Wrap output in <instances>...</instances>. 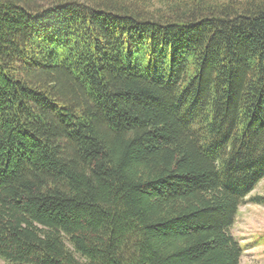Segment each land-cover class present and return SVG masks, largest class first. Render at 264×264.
Instances as JSON below:
<instances>
[{
  "label": "trees",
  "instance_id": "trees-1",
  "mask_svg": "<svg viewBox=\"0 0 264 264\" xmlns=\"http://www.w3.org/2000/svg\"><path fill=\"white\" fill-rule=\"evenodd\" d=\"M263 179L264 0H0L5 264H241Z\"/></svg>",
  "mask_w": 264,
  "mask_h": 264
},
{
  "label": "rangeland",
  "instance_id": "rangeland-1",
  "mask_svg": "<svg viewBox=\"0 0 264 264\" xmlns=\"http://www.w3.org/2000/svg\"><path fill=\"white\" fill-rule=\"evenodd\" d=\"M264 197V179L240 207L231 232L244 250L241 264H264V206L250 201ZM0 264H5L0 260Z\"/></svg>",
  "mask_w": 264,
  "mask_h": 264
}]
</instances>
